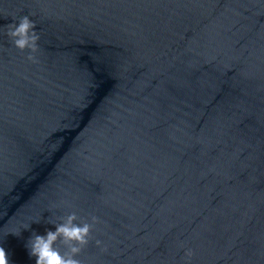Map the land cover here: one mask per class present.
I'll use <instances>...</instances> for the list:
<instances>
[{
  "label": "water",
  "instance_id": "1",
  "mask_svg": "<svg viewBox=\"0 0 264 264\" xmlns=\"http://www.w3.org/2000/svg\"><path fill=\"white\" fill-rule=\"evenodd\" d=\"M73 212L81 264H264V0H0L9 264Z\"/></svg>",
  "mask_w": 264,
  "mask_h": 264
},
{
  "label": "clouds",
  "instance_id": "2",
  "mask_svg": "<svg viewBox=\"0 0 264 264\" xmlns=\"http://www.w3.org/2000/svg\"><path fill=\"white\" fill-rule=\"evenodd\" d=\"M36 24L28 15L13 18L8 24L6 35L10 38L15 47L20 50L30 49L32 53L37 50L39 35L35 31ZM29 60L35 57L28 56ZM59 223L50 222L54 230L46 229L45 234H37L33 231L27 241L30 256L35 257V264H81L77 259L84 246L89 243V237L93 224L97 217L92 216V222L76 223L78 217L75 212L58 218ZM100 245L101 241L96 240ZM63 249V250H62ZM192 250L186 252L187 257L192 256ZM0 264H9L6 250L0 246Z\"/></svg>",
  "mask_w": 264,
  "mask_h": 264
}]
</instances>
